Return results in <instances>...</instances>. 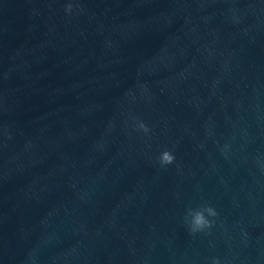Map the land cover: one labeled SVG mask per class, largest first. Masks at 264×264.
I'll return each mask as SVG.
<instances>
[{
    "label": "water",
    "instance_id": "water-1",
    "mask_svg": "<svg viewBox=\"0 0 264 264\" xmlns=\"http://www.w3.org/2000/svg\"><path fill=\"white\" fill-rule=\"evenodd\" d=\"M214 258L264 264V0H0V264Z\"/></svg>",
    "mask_w": 264,
    "mask_h": 264
},
{
    "label": "clouds",
    "instance_id": "clouds-1",
    "mask_svg": "<svg viewBox=\"0 0 264 264\" xmlns=\"http://www.w3.org/2000/svg\"><path fill=\"white\" fill-rule=\"evenodd\" d=\"M73 5L69 3L66 7V12H71ZM139 127L145 132L149 131L148 127L144 123H140ZM175 160V156L168 149L161 152L159 156V162L161 165L172 164ZM217 216V212L214 207L208 204L200 205L196 208H189L185 217L186 222L189 224L190 232L195 233L210 228L213 220L209 217ZM213 264H219L218 260L214 258Z\"/></svg>",
    "mask_w": 264,
    "mask_h": 264
}]
</instances>
